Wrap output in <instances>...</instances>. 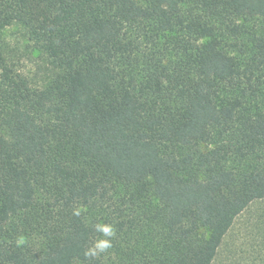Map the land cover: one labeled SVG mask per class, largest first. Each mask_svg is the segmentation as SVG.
Wrapping results in <instances>:
<instances>
[{
    "label": "trees",
    "instance_id": "trees-1",
    "mask_svg": "<svg viewBox=\"0 0 264 264\" xmlns=\"http://www.w3.org/2000/svg\"><path fill=\"white\" fill-rule=\"evenodd\" d=\"M13 26L0 264H214L264 198V0H0Z\"/></svg>",
    "mask_w": 264,
    "mask_h": 264
},
{
    "label": "rangeland",
    "instance_id": "rangeland-1",
    "mask_svg": "<svg viewBox=\"0 0 264 264\" xmlns=\"http://www.w3.org/2000/svg\"><path fill=\"white\" fill-rule=\"evenodd\" d=\"M1 42L11 45L22 43L16 26L0 34ZM27 72L32 70L30 63H24ZM264 257V198L251 203L235 220L227 234L214 264H259Z\"/></svg>",
    "mask_w": 264,
    "mask_h": 264
},
{
    "label": "clouds",
    "instance_id": "clouds-1",
    "mask_svg": "<svg viewBox=\"0 0 264 264\" xmlns=\"http://www.w3.org/2000/svg\"><path fill=\"white\" fill-rule=\"evenodd\" d=\"M76 214H79L78 210ZM96 228L103 233L104 238L97 240L95 244L85 252L86 257L97 258L101 253L107 252V250L112 247L111 238L115 236L114 227L108 224H98Z\"/></svg>",
    "mask_w": 264,
    "mask_h": 264
}]
</instances>
